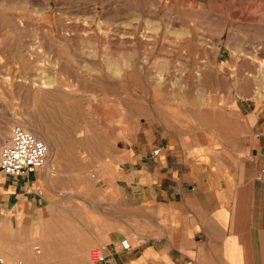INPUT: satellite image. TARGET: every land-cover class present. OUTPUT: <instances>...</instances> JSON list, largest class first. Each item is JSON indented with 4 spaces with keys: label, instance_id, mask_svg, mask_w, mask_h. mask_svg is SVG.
<instances>
[{
    "label": "rangeland",
    "instance_id": "rangeland-1",
    "mask_svg": "<svg viewBox=\"0 0 264 264\" xmlns=\"http://www.w3.org/2000/svg\"><path fill=\"white\" fill-rule=\"evenodd\" d=\"M223 89L264 102V0H0V155L14 125L48 131L57 197L104 205L123 148L198 126Z\"/></svg>",
    "mask_w": 264,
    "mask_h": 264
},
{
    "label": "crops",
    "instance_id": "crops-1",
    "mask_svg": "<svg viewBox=\"0 0 264 264\" xmlns=\"http://www.w3.org/2000/svg\"><path fill=\"white\" fill-rule=\"evenodd\" d=\"M222 92L198 126L123 148L104 205L55 196L48 173L4 178L1 264H93L97 246L101 264H264V102Z\"/></svg>",
    "mask_w": 264,
    "mask_h": 264
},
{
    "label": "built area",
    "instance_id": "built-area-1",
    "mask_svg": "<svg viewBox=\"0 0 264 264\" xmlns=\"http://www.w3.org/2000/svg\"><path fill=\"white\" fill-rule=\"evenodd\" d=\"M159 151V149L154 150L153 155H157ZM47 159L46 144L22 126L14 125L10 129L9 141L0 155V173L7 178L27 179L29 175L42 170ZM37 193L42 194L41 191ZM88 257L93 264H101L106 260L104 249L100 246L91 249Z\"/></svg>",
    "mask_w": 264,
    "mask_h": 264
},
{
    "label": "bare ground",
    "instance_id": "bare-ground-1",
    "mask_svg": "<svg viewBox=\"0 0 264 264\" xmlns=\"http://www.w3.org/2000/svg\"><path fill=\"white\" fill-rule=\"evenodd\" d=\"M36 103V101H35ZM23 124V123H22ZM20 124V126H22L24 129H26L27 131H29L30 133H32L36 138L42 140L47 148H48V159H47V162L44 166V170L47 168L48 166V163L50 161V157L52 156L51 159H53L54 155H55V152L57 153V150H56V145L52 142L51 138L49 137L50 135L48 134V131L44 130L42 131L41 129L31 125L30 123H24L23 125ZM5 134V132H4ZM2 139L4 140L5 139V136L2 135Z\"/></svg>",
    "mask_w": 264,
    "mask_h": 264
}]
</instances>
